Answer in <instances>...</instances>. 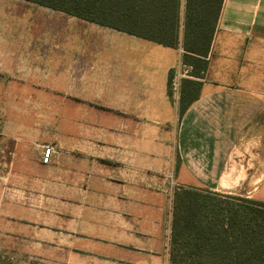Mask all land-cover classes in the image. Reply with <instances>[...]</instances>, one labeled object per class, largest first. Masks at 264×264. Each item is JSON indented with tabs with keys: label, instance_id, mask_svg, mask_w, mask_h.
I'll list each match as a JSON object with an SVG mask.
<instances>
[{
	"label": "crops",
	"instance_id": "1",
	"mask_svg": "<svg viewBox=\"0 0 264 264\" xmlns=\"http://www.w3.org/2000/svg\"><path fill=\"white\" fill-rule=\"evenodd\" d=\"M33 5L0 0V75L29 68L30 89L46 95L21 106L49 108L51 122L60 89L61 140L28 136L20 124L0 130V167L38 171L3 210L0 233L13 237L14 250L47 264H169L176 191L259 201L264 0H223L199 98L182 115L181 34L168 48ZM46 146L54 153L43 165Z\"/></svg>",
	"mask_w": 264,
	"mask_h": 264
},
{
	"label": "trees",
	"instance_id": "2",
	"mask_svg": "<svg viewBox=\"0 0 264 264\" xmlns=\"http://www.w3.org/2000/svg\"><path fill=\"white\" fill-rule=\"evenodd\" d=\"M176 48L182 31L179 113L199 98L223 0H24ZM175 71L167 77L172 97ZM181 188L172 209L169 264H264V201Z\"/></svg>",
	"mask_w": 264,
	"mask_h": 264
},
{
	"label": "rangeland",
	"instance_id": "3",
	"mask_svg": "<svg viewBox=\"0 0 264 264\" xmlns=\"http://www.w3.org/2000/svg\"><path fill=\"white\" fill-rule=\"evenodd\" d=\"M14 2L21 3L24 6H34L33 3L24 1V0H13ZM32 4V5H30ZM36 5V4H35ZM39 6V5H38ZM42 7V6H41ZM33 8V7H32ZM182 35V31L180 30L179 35ZM25 45V43L23 44ZM29 45L30 44H26ZM25 45V46H26ZM45 43L38 44V53H45ZM54 50H60V44H54ZM22 51L24 53L30 52L29 47L27 50L23 46ZM42 54V55H43ZM60 59L55 58L54 60V83L60 85ZM59 64V65H57ZM38 65L43 68L45 71V59L44 57L41 59L39 56ZM183 70V69H182ZM29 68L27 70H23V74H16L12 76L0 75V130H3V123H6V127H10L12 132L17 125L20 124L21 130L30 134H33L37 137H45V136H53L54 144L60 145L61 140V106H60V98L61 91L60 89H55L53 93V98L55 100V106L53 107V120H50L49 108L43 107H24L21 104L25 105L26 101L31 98H45V91H35L30 89V80H29ZM182 72V71H181ZM185 78V77H184ZM173 93V91H172ZM49 95V92H48ZM29 111V112H27ZM17 124V125H16ZM23 126V128H22ZM14 133V132H13ZM38 144H32V153H36L38 155L39 147ZM42 145V144H40ZM2 161V160H1ZM0 230L3 232L5 230V222L3 216V210L7 206H13L17 202L15 200H19V197L23 195L21 192L22 189H26V187L31 183V178L37 177L38 171L30 170L26 172L19 171H10L4 170L5 167H0ZM27 177V178H26ZM25 181L27 182V186L21 187V185H25ZM201 191V194H205L206 190L198 189ZM225 195V194H220ZM235 196V195H234ZM257 199L259 201H264V189L258 195ZM6 209V208H5ZM173 218V216H172ZM15 241L13 237L9 238L5 234L0 233V264H47L43 262H39L34 260L25 254L23 251L14 250Z\"/></svg>",
	"mask_w": 264,
	"mask_h": 264
},
{
	"label": "built area",
	"instance_id": "4",
	"mask_svg": "<svg viewBox=\"0 0 264 264\" xmlns=\"http://www.w3.org/2000/svg\"><path fill=\"white\" fill-rule=\"evenodd\" d=\"M189 71V69H183L181 73H179L176 78H184L187 77V72ZM54 153L53 147L51 146H46L43 148V152H42V158H41V163L43 165H48L50 163V158L52 156V154Z\"/></svg>",
	"mask_w": 264,
	"mask_h": 264
}]
</instances>
